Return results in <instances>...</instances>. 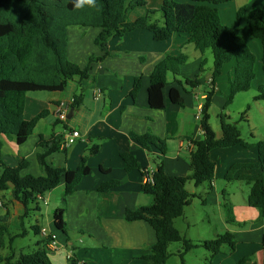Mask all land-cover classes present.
Instances as JSON below:
<instances>
[{
    "label": "crops",
    "instance_id": "obj_1",
    "mask_svg": "<svg viewBox=\"0 0 264 264\" xmlns=\"http://www.w3.org/2000/svg\"><path fill=\"white\" fill-rule=\"evenodd\" d=\"M162 2V0H149L146 7L136 10L138 11L136 16L132 18L131 14L130 20L135 21L149 12L159 11ZM183 3H188V0ZM213 7L218 11L224 25L239 30L241 37L256 57V78L249 99L256 103L257 113L250 111L246 116L248 140L238 124L243 140L254 146L260 140H264V102L255 101L260 87H264L263 49L261 42L249 33L247 14L252 10L264 8V0H233ZM241 8H246L247 12L239 22L237 14ZM100 33L101 30L97 28H69L68 58L71 62L84 68L90 57L103 58V60L90 65L89 79L82 81L78 77L73 79L82 86L83 92L80 95L68 94L65 93L66 91L27 95L26 120L32 121L45 113L48 115L39 121L33 134L23 145H17L15 138L0 137L3 142V163L12 168L26 163L22 176L31 175L30 171L33 168L38 176H45L38 156L52 148L55 142L60 145V150L46 157L47 165L75 171L79 168L82 157L86 156L93 147H98L97 154L88 160L90 173L78 185L76 193L68 198L65 210L67 225L68 227L73 225L71 221L75 214L80 217L84 214L86 205H94L97 208V219H102L103 223L108 224L103 230L98 227L100 233L110 234L111 226L116 222L121 224V229L125 226L137 228L140 233L138 243L148 254L151 246L156 242L154 230L143 221L127 222L126 211L153 204V197L143 191L146 174H153L157 167L153 163V157L164 162L168 175L180 177L190 175L193 142L203 138L197 117L212 89L213 69L206 78L200 79L198 88L180 86L175 83L171 74L168 76L167 86L155 88L151 84V74L156 65L168 54L188 58V62L181 67L182 78L194 79L200 75L201 64L206 59L204 54L198 53L199 51L188 43V36L177 35L167 42H157L150 32L136 31L121 38H112L104 49H100L95 45ZM88 42L87 49H90V52L84 50ZM233 78L234 63H231L225 66L222 75L216 81V91L212 97L209 113L210 117L213 115L217 120L212 125L217 139L222 138L220 115L225 114L232 118L228 111L229 107L227 109L225 107L226 96L230 93ZM137 79L141 81V90L137 99L133 100L131 92ZM84 81L90 82L89 89L82 85ZM173 88L180 92L183 106L171 102L170 91ZM99 91L102 95H99ZM245 94L247 93L236 95L233 103L241 102V96ZM71 98L82 99L81 105L74 110L73 115L75 117L78 114L80 130L76 126H71L68 121L64 124V129L54 125L59 123L58 120L56 121V107ZM246 99L243 97V100ZM255 113L257 115H253ZM50 115L55 121L48 119ZM71 130L79 132L81 138L65 148L63 143ZM147 133L154 134L166 142L165 155L157 148H152L153 157H151L130 137V134ZM41 139L44 143L39 145ZM124 153L131 154L138 161L140 170L131 172L125 170L121 158ZM210 159L216 166L214 182L199 188H196L193 182L188 183L187 191L195 194L196 198L186 208L184 217L175 221V226L177 227V221L181 220L182 229L177 228L184 237L194 243L213 240L227 233L234 236L236 243L234 251L228 245L223 246L220 254L215 257L207 251L210 255H205V264H238L244 259L247 261L246 264H264V212L249 206L248 196L251 185L243 180L245 177L259 174L260 170L234 169L238 165L255 164L258 161L257 148L216 149L210 153ZM1 171L0 168V175ZM113 181L119 182V186L106 193L99 192L102 185ZM56 192L59 194L57 195ZM64 196L65 184L62 183L55 190L42 196L43 200H37L38 210L30 206L28 218L33 217L36 220L35 224L41 229L37 241L44 238L43 233L56 235L59 232L54 227L53 216L54 212L64 205ZM54 200L57 204L53 207L52 218L49 216L46 220L44 211L49 214L50 208L44 210L43 206L50 207ZM197 200H200V205L196 203ZM34 209L36 210L32 212ZM25 212V207L13 198L11 191L0 192V217L9 214V225L16 218L21 220L19 225L22 227L24 221L28 219L22 220ZM77 225L79 227L85 225L83 218H79ZM199 227L203 228L202 233L194 231ZM115 229L118 230L117 225ZM14 244L13 249L17 255ZM67 244L58 241V248L50 253L52 264H69V256L63 262L62 255H59L62 250L67 249ZM188 254L183 257V264H186L185 257Z\"/></svg>",
    "mask_w": 264,
    "mask_h": 264
},
{
    "label": "trees",
    "instance_id": "obj_2",
    "mask_svg": "<svg viewBox=\"0 0 264 264\" xmlns=\"http://www.w3.org/2000/svg\"><path fill=\"white\" fill-rule=\"evenodd\" d=\"M149 0H95V6L85 4L81 8L75 6L76 0H0V137L15 138L17 145H23L33 134L40 120L48 113L40 115L32 121L26 120V97L30 93H63L68 82L78 77L87 80L90 76V65L100 62L103 58L90 57L86 67L71 62L68 58V30L71 27L97 28L101 33L95 40V45L104 49L107 43L115 37H124L136 31H148L157 42H167L177 35L188 36V43L202 54L211 50L214 67L211 81V91L202 107L200 119L203 138L193 142L190 161V175L186 177L171 176L165 171L164 162L153 157L152 148H157L163 155L167 153L166 142L154 134H130L148 154L153 157L157 166L153 173V181L145 183L143 191L153 197L149 206H141L136 210H127V222H146L155 232L156 242L149 253L142 259L150 264H167L171 257L169 248L173 243H181L184 255L198 248H203L212 254H220L223 246L236 249L234 236L230 233L218 236L216 239L194 243L184 237L175 226V221L184 217L195 194L187 191L189 182L196 188L204 184H212L215 180V163L210 159V153L216 149L244 147L258 150V161L255 164H243L234 167L248 170H260L254 176L243 178L251 185L248 196L249 206L264 212V140L256 145L246 143L242 139L237 123L225 114L220 115L222 138L217 139L210 125V109L215 85L226 65L234 63V78L230 93L226 96V107H230L236 95L249 92L256 78V57L245 43L238 29L228 27L221 21L218 11L213 6L229 3L233 0H188L180 3L175 0H162L160 12L164 25L152 21L149 12L135 21L130 20L131 14L137 9L147 6ZM247 10L241 8L237 17L239 22L245 17ZM249 33L262 44V67L264 71V8L252 10L247 14ZM188 62L186 56L175 57L170 54L156 65L151 74L153 87H164L168 84L169 74L174 76L175 83L180 86L198 88L200 75L194 79L182 78L181 67ZM206 61L201 64V72ZM141 90V81L137 79L131 98L136 100ZM171 102L183 106L180 92L173 88L170 91ZM72 108L76 110L81 105V98H74ZM255 101L264 102V87H260ZM249 110V108H248ZM247 110V111H248ZM247 113V112H246ZM245 115V114H244ZM243 115V116H244ZM60 123V121H58ZM43 139L39 145H42ZM3 142L0 139V192L11 191L13 198L23 204L27 219L30 206L39 209L38 196H44L65 184L64 205L73 196L83 178L90 173L88 160L97 154L98 147H93L82 157L77 170L71 171L47 165L46 157L60 150L55 142L52 148L39 154L38 160L44 169L45 176H22L26 163L12 168L3 163ZM125 170L131 172L140 170L138 161L128 153L121 155ZM147 175V174H146ZM13 185V187H11ZM119 186V182L106 183L99 192H109ZM36 209L32 210L35 211ZM54 227L68 237L69 229L65 220V209L54 212ZM36 236L40 237L41 229L32 226ZM27 231L22 226L20 233L10 230L9 214L0 217V251L9 250L8 256L0 255V264H52L50 259V238L44 237L36 242L32 252L22 251L18 257L13 249L14 242L25 237ZM264 244V242H263ZM246 259L238 264H246ZM69 264H80L75 258L69 259ZM210 264V263H207Z\"/></svg>",
    "mask_w": 264,
    "mask_h": 264
},
{
    "label": "rangeland",
    "instance_id": "obj_3",
    "mask_svg": "<svg viewBox=\"0 0 264 264\" xmlns=\"http://www.w3.org/2000/svg\"><path fill=\"white\" fill-rule=\"evenodd\" d=\"M175 1L183 3L186 0H175ZM137 13L138 11H134L132 13V18L136 16ZM151 18L152 21L158 22L160 26L164 25L162 13L160 11H156L154 15H151ZM88 44L89 42L85 44L84 50L90 52L91 50L87 49V46H89ZM183 52L185 54H189V52L187 51H183ZM82 54H83L82 56H84V53ZM204 56L207 62L203 72L200 73V78H206L207 75H209V72L214 67V58L212 51L207 50L204 53ZM82 85H84L86 89L90 88V82L84 81ZM81 92H83L81 84H78L73 80H70L68 82V87L65 93L68 94L76 93L80 95ZM42 93H46V92H42ZM246 93L247 94L241 96V102L238 101L235 104L233 103L229 107L228 111L230 113V116L232 117L231 121L239 124V126L242 127L243 135L248 140V125L246 124L245 119L250 111L256 112L257 109L255 108L256 103L253 102L252 100L250 101L249 99V97H251L250 91ZM243 97H246L247 99L243 100ZM248 102H250L249 105H247ZM256 113L253 115H257ZM78 118H79L78 114H76V116L68 120V122L69 124H71V126H76V128L80 130ZM48 119L50 121H55V119L51 115L48 116ZM57 120L58 119H56V121ZM216 122H217L216 118L212 115L210 119V125L212 126ZM64 124L65 123L60 122L54 125L59 129H64ZM30 174L32 176L38 177L36 170L34 168L31 169ZM56 194L58 195L59 192H56ZM199 201L197 200L196 203H199ZM55 204L57 203H55L54 200L53 202H51L50 207L49 206L47 207L46 205L43 206L44 210L50 208L49 214H47L44 211L46 220L49 218V216L50 218H52L53 207L55 206ZM61 206L65 210L67 209V206H63V205ZM96 211L97 208L94 205H86L84 214L81 217L78 214H75L74 219L71 221V224L73 223V225L71 227H68L69 229L68 237L62 233L57 232L56 234L57 245H58V241H61L62 243H68L66 245L67 249L62 250L59 254L62 255L63 262H65V258L69 256V259L75 258L78 262L82 264H150L149 262L142 259V256L146 253L143 251L142 247H140L138 243L140 242L139 240L140 233L137 228L132 229V227L127 228L125 226L123 229H121V224L116 222L114 225L111 226L110 234H106V235L102 234L98 231V227H100V229L103 230L108 226V224L103 223L102 219L101 220L97 219ZM211 213H213V211ZM79 218H83V222L85 224L83 226H80L81 229H79L80 227L77 225L79 222ZM20 221L21 220L16 218L11 221L10 230L13 233H19L22 231V227L19 225ZM24 223H25L24 228L28 233L25 237L17 239L14 244V248L16 249L17 252V257L22 251L32 252L36 248V241L39 238L38 236L35 235L34 230L32 229V225L36 223V220H34V218L31 217L25 220ZM115 225H117L118 230L115 229ZM176 225L178 228L182 229L181 220H178ZM202 229L203 228L199 227V228H195L194 231H201L202 233L203 231ZM169 252L171 253V257L168 260L167 264H183L182 258L180 256V254L183 253V246L181 243H173L170 246ZM9 254H10L9 250L0 251V255L4 257L8 256ZM205 255L207 256L210 255L205 249L203 248L194 249L185 257L186 264H205L206 262L204 260Z\"/></svg>",
    "mask_w": 264,
    "mask_h": 264
},
{
    "label": "built area",
    "instance_id": "obj_4",
    "mask_svg": "<svg viewBox=\"0 0 264 264\" xmlns=\"http://www.w3.org/2000/svg\"><path fill=\"white\" fill-rule=\"evenodd\" d=\"M99 95H102V92L99 91ZM74 98L69 99L68 101H63L61 102L57 107H56V118L58 119V121L66 123L68 121V115L72 109V105L74 104ZM202 116V109L199 111L198 117L197 119L200 121ZM81 138V134L75 130H71L69 131V133L67 134V137L63 143V146L69 147L70 145H72L76 140ZM153 181V174H147L145 176V182L146 183H150ZM38 200H43V197L41 195L38 196ZM44 237H48L50 238V243H49V249L51 252L55 251L58 248L57 245V237L54 234H46L43 233Z\"/></svg>",
    "mask_w": 264,
    "mask_h": 264
},
{
    "label": "clouds",
    "instance_id": "obj_5",
    "mask_svg": "<svg viewBox=\"0 0 264 264\" xmlns=\"http://www.w3.org/2000/svg\"><path fill=\"white\" fill-rule=\"evenodd\" d=\"M85 4L90 5V6H95V0H76L75 6L77 8H81Z\"/></svg>",
    "mask_w": 264,
    "mask_h": 264
},
{
    "label": "water",
    "instance_id": "obj_6",
    "mask_svg": "<svg viewBox=\"0 0 264 264\" xmlns=\"http://www.w3.org/2000/svg\"><path fill=\"white\" fill-rule=\"evenodd\" d=\"M74 115V109H71L69 115H68V119H71ZM11 187H13V185H11Z\"/></svg>",
    "mask_w": 264,
    "mask_h": 264
}]
</instances>
